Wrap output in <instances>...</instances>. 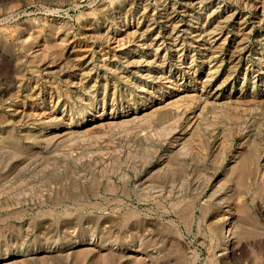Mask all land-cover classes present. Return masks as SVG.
Instances as JSON below:
<instances>
[{"label":"rangeland","instance_id":"rangeland-1","mask_svg":"<svg viewBox=\"0 0 264 264\" xmlns=\"http://www.w3.org/2000/svg\"><path fill=\"white\" fill-rule=\"evenodd\" d=\"M0 264H264V0H0Z\"/></svg>","mask_w":264,"mask_h":264},{"label":"bare ground","instance_id":"bare-ground-1","mask_svg":"<svg viewBox=\"0 0 264 264\" xmlns=\"http://www.w3.org/2000/svg\"><path fill=\"white\" fill-rule=\"evenodd\" d=\"M95 32V31H94ZM193 33V32H192ZM175 143V142H174ZM174 145V144H173ZM226 232V231H225ZM227 234V233H226ZM227 235H224V237H223V246H225L226 244H227Z\"/></svg>","mask_w":264,"mask_h":264}]
</instances>
